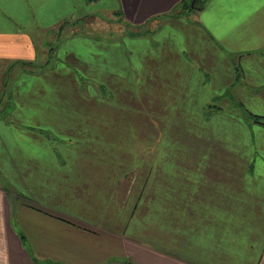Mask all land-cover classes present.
Returning <instances> with one entry per match:
<instances>
[{"label": "crops", "instance_id": "obj_1", "mask_svg": "<svg viewBox=\"0 0 264 264\" xmlns=\"http://www.w3.org/2000/svg\"><path fill=\"white\" fill-rule=\"evenodd\" d=\"M106 1L162 25L127 52L67 37L57 71L5 90L0 264H264V0ZM75 14L74 0H0V74ZM170 145L178 168L156 169Z\"/></svg>", "mask_w": 264, "mask_h": 264}, {"label": "rangeland", "instance_id": "obj_2", "mask_svg": "<svg viewBox=\"0 0 264 264\" xmlns=\"http://www.w3.org/2000/svg\"><path fill=\"white\" fill-rule=\"evenodd\" d=\"M83 3L86 7H88V11L83 10L82 16H78L77 12H81ZM109 6L110 3L106 0H74V13L76 14L72 16V18H68L65 20L63 19L56 26L52 25L51 28L46 31H39L35 33V53L34 57H32L33 59L26 57L23 59L20 58V60H14L19 62L13 65L11 64V67L6 65L5 67L8 68V70L6 71V69H4L3 73L0 74V115L7 116L8 114L5 106L9 102V98L8 91L5 90H9V87L14 84L16 78H19V75L21 76L23 73L28 74L35 71L39 72L42 70V67H46V65L48 64L50 70L57 71V67L59 66L58 55L61 49H58V46H62V44L65 43V39L67 37H80L82 41L90 43L91 46L106 42L107 45H113L114 43H116L115 41H120L123 43L125 47L124 49L127 52L129 50L128 47L130 40L155 38L160 29V26L162 25L160 24L159 28L155 29V23L151 21L150 23L135 27L124 21L121 15H119V12H111V10L106 9ZM71 27H73L74 29L72 34H70L69 32V30H71ZM143 42H145V40L141 41V43ZM47 62L49 63L45 64ZM94 65L96 68L97 64ZM73 70L76 71V69ZM229 93V96L226 97L228 101H224L223 104L227 107L237 108L236 101L239 100V98L237 97L238 95H234V91H230ZM125 102L122 100V107L128 112L127 107L132 108L133 104ZM212 107L213 108L211 109H216L215 106L212 105ZM206 113L208 115L211 114L210 110H207ZM141 140L143 142L145 141L144 138H142ZM173 146L175 147V149L177 148V145ZM138 147L140 149H144L145 143L139 144ZM155 148L158 150L162 149V147H160L159 145H155ZM170 148L171 145L165 148V152H159V154L155 155L156 158L153 161V166L156 169L161 168L162 165L166 166L169 169L178 168V155L176 153H173V151H170ZM138 155L139 157L141 156V154ZM135 164L143 167H151L152 162L149 160L146 161L144 159H138L137 161H135ZM133 166L135 165L132 164L130 167L133 168ZM124 169L128 170L129 166ZM133 171L143 170L135 169Z\"/></svg>", "mask_w": 264, "mask_h": 264}, {"label": "trees", "instance_id": "obj_3", "mask_svg": "<svg viewBox=\"0 0 264 264\" xmlns=\"http://www.w3.org/2000/svg\"><path fill=\"white\" fill-rule=\"evenodd\" d=\"M87 1H97V0H87ZM203 2H205L204 0H203ZM195 7H193L192 5H191V1L190 0H182V3H181V8H180V10H184V9H186V10H191V9H194ZM179 10V9H178ZM178 10L175 8L174 10H173V12H172V14H177L178 13ZM171 14V15H172ZM16 62H19V61H16ZM13 64H15V63H13ZM240 69H239V67L238 66H236V77H237V80L238 79H240ZM211 108H213V107H211ZM213 110V109H212ZM246 116H247V118H249V119H252L253 121H258V122H262V117L261 116H259V115H257V114H254V113H252V112H250V111H248L247 112V114H246Z\"/></svg>", "mask_w": 264, "mask_h": 264}, {"label": "water", "instance_id": "obj_4", "mask_svg": "<svg viewBox=\"0 0 264 264\" xmlns=\"http://www.w3.org/2000/svg\"><path fill=\"white\" fill-rule=\"evenodd\" d=\"M191 5L196 9H200L204 6L203 0H191Z\"/></svg>", "mask_w": 264, "mask_h": 264}]
</instances>
